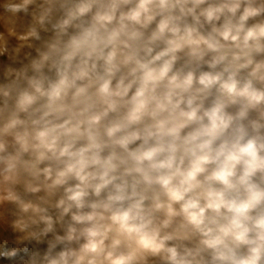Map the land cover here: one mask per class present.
Instances as JSON below:
<instances>
[{
  "label": "clouds",
  "instance_id": "1",
  "mask_svg": "<svg viewBox=\"0 0 264 264\" xmlns=\"http://www.w3.org/2000/svg\"><path fill=\"white\" fill-rule=\"evenodd\" d=\"M7 264H264V0H0Z\"/></svg>",
  "mask_w": 264,
  "mask_h": 264
},
{
  "label": "rangeland",
  "instance_id": "2",
  "mask_svg": "<svg viewBox=\"0 0 264 264\" xmlns=\"http://www.w3.org/2000/svg\"><path fill=\"white\" fill-rule=\"evenodd\" d=\"M8 242V244H11V238L6 236V235H0V253L3 252L4 250V245L5 242ZM0 264H7V262L5 261L3 255H0Z\"/></svg>",
  "mask_w": 264,
  "mask_h": 264
}]
</instances>
